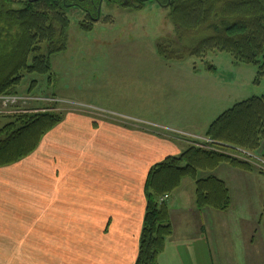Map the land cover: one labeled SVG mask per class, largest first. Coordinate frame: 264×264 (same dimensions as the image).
I'll return each mask as SVG.
<instances>
[{"label":"crops","instance_id":"obj_1","mask_svg":"<svg viewBox=\"0 0 264 264\" xmlns=\"http://www.w3.org/2000/svg\"><path fill=\"white\" fill-rule=\"evenodd\" d=\"M78 104L63 106L33 154L0 168V264L136 263L147 176L181 154L182 141ZM214 175L229 188L231 208L197 209L196 183L180 195L184 180L167 201L173 234L157 264H264V172L221 165Z\"/></svg>","mask_w":264,"mask_h":264},{"label":"rangeland","instance_id":"obj_2","mask_svg":"<svg viewBox=\"0 0 264 264\" xmlns=\"http://www.w3.org/2000/svg\"><path fill=\"white\" fill-rule=\"evenodd\" d=\"M67 13L71 20L69 37L66 48L50 56L51 82L49 77L32 75L22 82L17 97H0V129L11 122L10 117L26 109H31L27 113L39 114L53 110L63 117L64 105L82 107L78 102L84 100L126 114L129 121H136L135 125L166 135L163 138L182 141L183 151L193 144L210 151L225 150L264 172V164L250 156L255 152L229 145L220 147L204 133L236 104L264 96V75H258L257 66L236 63L231 55L222 52H209L200 58L190 56L196 43L206 38L209 31H182L179 40L169 19V9L155 1L146 2L141 9L105 3L101 20L90 26L91 30H84L88 26L81 25V21L85 22L83 13L76 9ZM15 40L19 41L16 51L13 50V63L26 58L30 44L27 38ZM62 42L63 38L55 41L53 47L58 48ZM158 47L164 48L170 58L162 57ZM177 50L181 55L175 57ZM32 54L29 53L27 62ZM33 80L39 85L29 92ZM39 96L49 101L37 103L34 99ZM66 96L77 101L63 104ZM40 105L48 110L36 108ZM214 171L200 177L215 176ZM185 180L187 184L180 195H186L189 185L195 186L193 179ZM259 187L264 193V181ZM177 190L161 201H168L173 195L178 199Z\"/></svg>","mask_w":264,"mask_h":264},{"label":"trees","instance_id":"obj_3","mask_svg":"<svg viewBox=\"0 0 264 264\" xmlns=\"http://www.w3.org/2000/svg\"><path fill=\"white\" fill-rule=\"evenodd\" d=\"M160 1L165 5L170 2L169 19L179 40L182 31H209L206 38L196 43L190 56L200 58L209 52L228 53L236 63L255 65L259 68L258 75H264V0ZM21 7L23 10L18 12L11 0H0V97H17L22 82L32 75L51 80L50 56L63 51L69 37L71 20L62 0H39L34 5L23 3ZM90 26L93 24L83 28L91 30ZM20 38L30 41L28 54L13 63V50L16 51L19 41L15 39ZM62 38L60 46L54 48L55 41ZM179 51H174L175 57L181 55ZM30 52L32 58L27 62ZM158 52L170 58L164 48L158 47ZM38 85L33 80L29 92ZM29 110L10 117L11 122L0 129V168L16 164L34 153L47 132L63 119L53 112L27 113ZM205 137L219 143L220 147L229 145L260 152L257 154L263 159L264 96L252 97L230 108L209 126ZM221 165L243 171L258 170L252 163L225 150L210 151L194 144L150 169L145 183L146 213L135 264L158 263V257L173 234L167 201L161 199L179 189L186 178L196 183L197 209L226 212L231 208L232 198L226 183L211 174L200 177Z\"/></svg>","mask_w":264,"mask_h":264},{"label":"flooded vegetation","instance_id":"obj_4","mask_svg":"<svg viewBox=\"0 0 264 264\" xmlns=\"http://www.w3.org/2000/svg\"><path fill=\"white\" fill-rule=\"evenodd\" d=\"M4 1V0H3ZM39 0H11L12 4L14 5V10H17L18 12L22 11L21 4L23 3H30L35 4ZM98 0L95 2V0H62L63 6L65 10H73L76 9L78 12L83 13L85 22L81 21V25L88 26L90 24L97 23L102 18V8L105 3L109 5H119L121 7L127 6L132 9H141L144 7V4L148 2L147 0ZM154 1V0H153ZM158 3L161 7L165 8V4L161 3L160 0H158ZM99 9L100 11V19L99 18ZM67 13V12H66ZM68 14V13H67Z\"/></svg>","mask_w":264,"mask_h":264},{"label":"built area","instance_id":"obj_5","mask_svg":"<svg viewBox=\"0 0 264 264\" xmlns=\"http://www.w3.org/2000/svg\"><path fill=\"white\" fill-rule=\"evenodd\" d=\"M17 99H15L16 102ZM252 158H254L257 162H260L262 164H264V161L261 159V157L258 154H251L250 155Z\"/></svg>","mask_w":264,"mask_h":264},{"label":"water","instance_id":"obj_6","mask_svg":"<svg viewBox=\"0 0 264 264\" xmlns=\"http://www.w3.org/2000/svg\"><path fill=\"white\" fill-rule=\"evenodd\" d=\"M147 1H150V0H147ZM154 1H157L158 2V0H154ZM169 5H170V2L165 6V8L169 7ZM100 11H101V9H99V18L97 20L100 19Z\"/></svg>","mask_w":264,"mask_h":264}]
</instances>
